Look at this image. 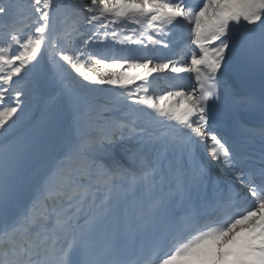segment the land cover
Masks as SVG:
<instances>
[{"label":"snow or ice","instance_id":"6c2138e0","mask_svg":"<svg viewBox=\"0 0 264 264\" xmlns=\"http://www.w3.org/2000/svg\"><path fill=\"white\" fill-rule=\"evenodd\" d=\"M0 264H264V0H0Z\"/></svg>","mask_w":264,"mask_h":264},{"label":"bare ground","instance_id":"6f19581e","mask_svg":"<svg viewBox=\"0 0 264 264\" xmlns=\"http://www.w3.org/2000/svg\"><path fill=\"white\" fill-rule=\"evenodd\" d=\"M48 92H49V95H48V96H52V95L55 93V90H54V89H48ZM40 100H41V98L38 97V98L36 99L34 105H35V104H38ZM165 103H171V101H166ZM34 105H33V107H32V110H31L29 116H31V115L33 114V112H34Z\"/></svg>","mask_w":264,"mask_h":264},{"label":"rangeland","instance_id":"374dc122","mask_svg":"<svg viewBox=\"0 0 264 264\" xmlns=\"http://www.w3.org/2000/svg\"><path fill=\"white\" fill-rule=\"evenodd\" d=\"M126 71V70H125ZM160 84H161V86L163 87L164 86V82L162 81V82H160ZM167 104V103H166Z\"/></svg>","mask_w":264,"mask_h":264}]
</instances>
